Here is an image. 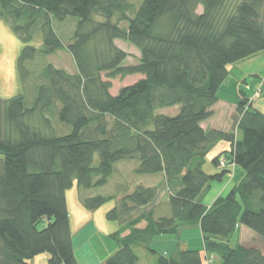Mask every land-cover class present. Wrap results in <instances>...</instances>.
I'll use <instances>...</instances> for the list:
<instances>
[{
  "label": "trees",
  "instance_id": "trees-1",
  "mask_svg": "<svg viewBox=\"0 0 264 264\" xmlns=\"http://www.w3.org/2000/svg\"><path fill=\"white\" fill-rule=\"evenodd\" d=\"M0 18L24 44L21 93L0 99V264L44 255L77 264L66 197L75 184L88 211L116 200L107 219L121 224L109 236L118 249L105 264H139L137 249L156 264H206L200 249L177 245L167 258L150 248L185 228L198 229L204 253L219 260L211 264H264L261 251L231 241L241 226L264 239V113L241 93L230 131L203 128L231 71L264 53V0H0ZM70 18L78 23L66 46L54 22ZM116 40L139 51L137 64L125 65ZM64 49L75 74L33 69ZM135 76L111 94V81ZM172 108L174 116L160 113ZM217 147L218 172L206 173ZM121 162L162 182L130 177L113 197L84 195L105 187ZM234 167L243 176L206 206L212 184Z\"/></svg>",
  "mask_w": 264,
  "mask_h": 264
},
{
  "label": "rangeland",
  "instance_id": "rangeland-1",
  "mask_svg": "<svg viewBox=\"0 0 264 264\" xmlns=\"http://www.w3.org/2000/svg\"><path fill=\"white\" fill-rule=\"evenodd\" d=\"M129 1L133 4L138 3V0ZM99 21H104V19L99 18ZM115 21L116 19L114 22ZM77 23L78 20L72 18L66 20L65 22H54L55 30L60 35L66 46H68L71 42L72 36L76 31ZM122 25L126 27L125 23ZM114 44L120 50L129 55V58L125 62L126 66L138 63L140 53L134 46L120 40H116ZM33 45L37 47L40 46L38 41H36ZM23 48L24 44L13 32L11 26L0 18V99L2 100H9L21 93L18 73V59ZM49 64L53 65L56 69L65 70L70 74L76 73L74 60L66 49L59 51L53 56L40 58V60L36 62L33 69L40 70L42 67ZM237 66L246 76L252 75L253 77L254 75H259L260 80L264 82V53L247 59L239 63ZM104 79L106 80V78ZM140 79V76H135L113 80L111 81L113 87L110 92L112 95L117 96L123 88L134 85ZM256 81L259 80L256 79ZM233 86L234 85L231 80L228 84V90H230ZM233 88H235L233 92L228 90L223 91L219 104L216 107L215 116L205 123L206 128H209V125H212L222 131H230L232 129V115L234 114L237 102L241 98V93H235L238 86H234ZM255 90L256 91L254 93H251L250 91L246 92L249 97H253L254 95L253 101L255 108L264 113V91L261 90L258 92L256 88ZM32 92L33 89L31 87L28 90L29 97ZM177 112V109L172 108L165 109L160 113L174 116ZM34 124L35 126H39V121L35 120ZM43 127L42 130L48 133L49 129H47L46 126L45 129ZM221 151L222 148L217 147L208 156V163L204 167L206 173H215L217 171L216 168L212 166L210 160ZM116 169H118L117 172L109 179L108 184L105 187L84 191V195L86 197H93L97 195L113 197L118 192V186L126 185L130 177L131 179H141L146 185H159L162 182L161 177L136 176L132 172L131 164L127 162L118 163L116 165ZM228 178L235 180V173L232 172ZM231 187L232 183L228 181H224L223 183H213L212 188L203 198L204 204L211 207L218 197H225ZM80 194L81 191L75 184L71 190L67 191L66 195L77 263L105 264V257H107L108 254L111 255L112 251H114L117 246L116 242L113 241L109 235L117 231L121 225L119 222H112L107 219V213L116 206V200H111L99 210L91 212L83 208L81 205ZM92 226L94 230L91 228ZM143 226L144 224H142L141 227ZM179 238L183 241H187L190 249H200L203 257L207 260V262L205 261L206 264L219 262V260L214 259L212 256L207 257L206 253H204L202 236L197 229L185 230ZM231 241L233 246L238 244L246 248H254L264 254V239L246 227L241 226L240 229L236 231ZM180 243L182 244V242L175 239V237L161 236L153 239L150 243V248L157 251L160 255L170 258L173 256L177 245ZM136 251L140 258L139 264H156V257L147 252L145 249H137ZM48 260L49 256L44 255L36 258L30 264H49Z\"/></svg>",
  "mask_w": 264,
  "mask_h": 264
},
{
  "label": "crops",
  "instance_id": "crops-1",
  "mask_svg": "<svg viewBox=\"0 0 264 264\" xmlns=\"http://www.w3.org/2000/svg\"><path fill=\"white\" fill-rule=\"evenodd\" d=\"M232 80V83H233V85L236 87V86H238V89L236 90V92L235 93H242V94H245V96L247 97V98H249L250 100H253V97H254V95H253V97H249L248 96V94H247V92L246 91H250L251 93H254L256 90H255V88L258 90V92L259 91H261V90H263L264 91V82H262L261 80H259V81H256L255 79H253V77H252V75H250V76H246L245 74H243L242 72H241V70L238 68V66H236L232 71H231V73H230V76H229V78L227 79V81L223 84V86L221 87V89H220V91H219V99H221V94L223 93V91H225V90H228L229 89V87H228V84L230 83V81ZM233 86V87H234ZM233 87H231L230 88V90H228V91H232L233 92V90H235V88H233ZM256 96V95H255ZM252 98V99H251ZM219 104V103H218ZM217 104V105H218ZM217 105H216V107H217ZM215 107V112H216V108ZM236 108V107H235ZM235 112V111H234ZM206 125H205V123L203 124V128L204 129H217V128H215L214 126H212V125H209V128L207 127H205ZM218 130H220V129H218ZM233 173H235V180H232V179H229L228 177L229 176H227L225 179H224V181H228V182H231L232 184L233 183H236V182H238L239 180H240V178L243 176V172H242V170H240L238 167H234L233 168ZM93 230H94V228H93V226L91 227ZM119 230V229H118ZM185 230H189V229H187V228H185L183 231H185ZM198 230V229H197ZM116 232V231H115ZM114 232V233H115ZM183 233V232H182ZM182 233L179 235V236H176L175 237V239H178V241H180V242H182V244L180 243L179 244V246H180V248L182 249V250H185V249H187V248H189V245H188V242L187 241H183V240H181L179 237L182 235ZM113 234V233H112ZM111 235V234H110ZM109 235V236H110ZM173 237V236H172ZM180 239V240H179ZM174 241V240H173ZM175 242H176V240H175ZM176 245V244H175ZM117 249H118V246H116V248L114 249V251H112V253H111V255H113L116 251H117ZM114 252V253H113ZM111 255H107V257H105V260H107ZM106 262V261H105ZM78 264V263H77Z\"/></svg>",
  "mask_w": 264,
  "mask_h": 264
},
{
  "label": "built area",
  "instance_id": "built-area-1",
  "mask_svg": "<svg viewBox=\"0 0 264 264\" xmlns=\"http://www.w3.org/2000/svg\"><path fill=\"white\" fill-rule=\"evenodd\" d=\"M226 165H225V163L222 161L221 162V167H225Z\"/></svg>",
  "mask_w": 264,
  "mask_h": 264
}]
</instances>
